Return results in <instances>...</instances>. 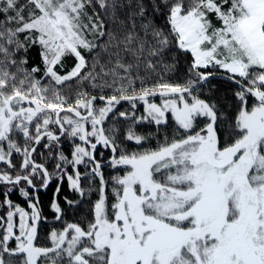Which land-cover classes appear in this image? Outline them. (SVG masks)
<instances>
[{
  "label": "snow or ice",
  "instance_id": "1",
  "mask_svg": "<svg viewBox=\"0 0 264 264\" xmlns=\"http://www.w3.org/2000/svg\"><path fill=\"white\" fill-rule=\"evenodd\" d=\"M35 46L43 68L29 69ZM181 57L189 75L170 82ZM217 69L237 85L234 112L196 94ZM122 101L143 103L135 123L166 125L170 114L172 138L144 148L148 137L129 127L124 139L143 150L122 149L118 129L103 127ZM61 137L82 142L71 159ZM98 145L124 169L111 200ZM84 176L98 180L91 218L38 244L39 190L66 177L84 198ZM0 186V264H264V0H0Z\"/></svg>",
  "mask_w": 264,
  "mask_h": 264
},
{
  "label": "trees",
  "instance_id": "2",
  "mask_svg": "<svg viewBox=\"0 0 264 264\" xmlns=\"http://www.w3.org/2000/svg\"><path fill=\"white\" fill-rule=\"evenodd\" d=\"M38 46L32 47L28 50L27 53L24 55L28 59L27 68H31L33 66H39L43 68V65L40 63L39 55H38ZM73 61L68 59L65 61V68L63 71H67L72 66ZM188 63L189 61L184 57L180 58V63L177 66V71L172 73L164 74L162 72V67L157 68V72L165 75V79L169 80L170 82L177 83V82H184L187 78L188 74ZM59 70V69H58ZM215 73H224L221 72L219 69L215 70ZM36 78L41 79L44 84H47L48 81L46 78L43 77V73H37ZM155 79V77H153ZM138 90V89H137ZM236 90V87L231 83L224 81V80H214L211 81L198 90H196V94L199 95L201 98L206 100L216 101L222 108H225L228 111H235V103L233 100V93ZM105 94H108L107 92ZM161 98L153 99L150 101L153 102H160ZM128 105V104H126ZM125 106V105H124ZM122 108V106H120ZM122 120V119H121ZM126 126V127H125ZM118 127V139L117 143L121 145V148L128 151H142L138 145H135L134 142H130L124 139L127 134V130L129 127H132L134 131L138 134L148 137V140L144 144V148H155L158 143H163L165 139H171L174 134V121H172L171 116L169 114V123L166 125L157 126L155 123H148L147 121L142 123H135L134 119H125L123 121H117ZM68 145H65L61 150H65L64 154L71 158V150L67 148ZM101 150V149H100ZM40 152L45 153L47 156V152L45 149L40 148ZM45 156H37V162L39 163H46V166L51 171L53 169V161H48L45 159ZM96 159H99V155L96 156ZM104 177L108 181L107 192L109 194V199L111 200V192H112V177L115 175H122L124 169H113L110 166H106L103 169ZM67 180H64V184L61 189V193L64 197H68L71 199L69 191L67 190ZM83 185H85V192L86 195L84 198H80L79 194H74V200L78 201V203L74 207H69L65 200L63 201L61 195H59V203L65 209L63 220L62 221H55L54 214L51 211L50 203L53 199L54 194V187H51L49 191L46 193H42L41 196V209L43 215L47 218L46 221L41 223L40 231V238L38 240V244L43 243L45 246L49 245V241L47 239V234L52 230H60L62 229L65 222L67 223H80L84 224L87 219H90V205L91 202L96 199L95 191L89 192V188H95L98 185V180H84ZM2 187V186H0ZM68 192V196H67ZM2 199V197H0ZM14 203L16 197H11ZM18 201V200H17ZM1 212L3 213V209L1 208ZM44 241V242H42ZM41 244V245H43ZM44 246V245H43Z\"/></svg>",
  "mask_w": 264,
  "mask_h": 264
},
{
  "label": "rangeland",
  "instance_id": "3",
  "mask_svg": "<svg viewBox=\"0 0 264 264\" xmlns=\"http://www.w3.org/2000/svg\"><path fill=\"white\" fill-rule=\"evenodd\" d=\"M220 71L223 72L222 70H220ZM150 102H153V101H150ZM136 103H137L136 109H132L130 104L125 105V106L123 105L122 108L120 106H116V109H115L114 113L109 114V117L107 118V120L105 121V123L103 125V127L106 129V131L109 130V129H113V128L118 129V127H117V121H123V120H125V118L119 116V112H128L129 113V116H130V119H134L135 121L137 119H139L141 116L146 115V113L144 112V105H143V103L140 102V101L139 102H136ZM154 103L159 104L160 102H154ZM250 103H251V101H250ZM102 105H103V103H97V106L98 107L99 106H102ZM133 112L135 113L134 116H132V113ZM88 128L90 130V125H88ZM117 135H118V132H117ZM65 141H68V143H67L68 147L67 148H70L69 150H71V152L74 149V144L75 143H82L78 139L72 140V139H69V138L67 139L66 138ZM82 146L88 147L87 145H82ZM99 151H102V152H101V154H99V157L100 158L97 159V160L103 165V168L106 167V166H109V160H110V158L112 156V153H111L110 149H106L103 146L98 145L97 146V149L95 151V156H96L97 152H99ZM78 167H79V170L81 171L82 174L87 171V168H86L85 165H80ZM120 169H122V168H120ZM68 172H69V174L72 173L71 166H68ZM65 179L67 180L66 177L64 178V180ZM84 180H89V178L87 176H84L82 178V182L81 183H82V186L83 187H85V185H83ZM75 194H77V193H75ZM26 210H28V209H26ZM42 242H44V241H42ZM43 245L45 246V244H43Z\"/></svg>",
  "mask_w": 264,
  "mask_h": 264
},
{
  "label": "flooded vegetation",
  "instance_id": "4",
  "mask_svg": "<svg viewBox=\"0 0 264 264\" xmlns=\"http://www.w3.org/2000/svg\"><path fill=\"white\" fill-rule=\"evenodd\" d=\"M65 139H66V137H61V147L63 148L65 145H67V143H68V141H65ZM68 139V138H67ZM62 151H63V149H62ZM63 152H65V150L63 151ZM101 152L102 151H99V152H97V154H96V156L97 155H99V154H101ZM100 158V157H99ZM107 165V164H106ZM105 165V166H106ZM50 171V170H49ZM51 171H53V169L51 168ZM37 183L39 184V180H37ZM59 184V186H60V189H62V186H63V184H64V180L61 182V181H59L56 177H54L53 178V180H52V183L48 186V188L45 190V189H42V190H39V192H38V196H39V201H40V205H41V194L42 193H46L47 191H49V189L51 188V187H54V193H55V190H56V188H57V185ZM67 190L69 191V194H70V196H71V199H73L74 200V198H75V193H73L70 189H69V186H68V183H67ZM59 195H61V198H62V200L64 201V196H63V194L61 193V191H60V194ZM53 196H54V194H53ZM67 196H68V192H67ZM11 197H16V199L18 200H15V202L16 203H18V204H20L22 207H24L25 209H27V204H26V202H25V200H24V198L23 197H21L20 195H19V193L18 192H15L14 194H12L11 195ZM10 197V198H11ZM59 199V198H58ZM60 201V200H59ZM0 214H2V212H1V208H0ZM56 221V220H55ZM41 227V226H40ZM42 243H40V245H41Z\"/></svg>",
  "mask_w": 264,
  "mask_h": 264
},
{
  "label": "water",
  "instance_id": "5",
  "mask_svg": "<svg viewBox=\"0 0 264 264\" xmlns=\"http://www.w3.org/2000/svg\"><path fill=\"white\" fill-rule=\"evenodd\" d=\"M214 80H224V81H227V82L231 83L232 85H234V86L237 88V85H235L234 83H232L230 80H228V79L226 78V74H225V73H216L215 75L211 76V77L209 78L208 81L203 82V84L200 85V86L197 88V90H198L199 88H201L202 86H204L205 84H207V83H209V82H211V81H214ZM157 98H160V97H159V96H156V97H149V100H153V99H157ZM137 102H139V101H137ZM97 103H104V102L98 100ZM126 104H129V103L126 102V101H122L121 104L118 105V106H123V105H126ZM40 190H42V189H40Z\"/></svg>",
  "mask_w": 264,
  "mask_h": 264
}]
</instances>
